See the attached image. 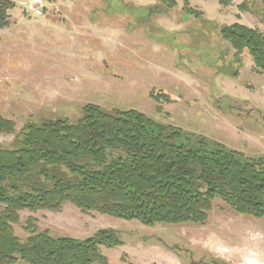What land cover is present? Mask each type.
<instances>
[{
    "label": "rangeland",
    "instance_id": "374dc122",
    "mask_svg": "<svg viewBox=\"0 0 264 264\" xmlns=\"http://www.w3.org/2000/svg\"><path fill=\"white\" fill-rule=\"evenodd\" d=\"M172 1L173 8L158 0H15L9 27L0 29V112L18 133L27 122L76 121L88 104L136 110L247 158L264 157V75L246 51L241 66L231 65L234 52L218 36L233 24L262 32L263 3ZM185 4L202 17L185 21ZM13 138L0 135V144ZM19 216L14 233L23 240L29 219L54 237L119 231L122 245L102 250L108 264H264V220L219 200L203 225L145 227L70 204Z\"/></svg>",
    "mask_w": 264,
    "mask_h": 264
},
{
    "label": "trees",
    "instance_id": "16d2710c",
    "mask_svg": "<svg viewBox=\"0 0 264 264\" xmlns=\"http://www.w3.org/2000/svg\"><path fill=\"white\" fill-rule=\"evenodd\" d=\"M158 1L175 7L172 0ZM217 1L223 7L232 3ZM15 4L0 0V29L9 27ZM238 9L246 10L245 3ZM183 13L185 21L202 17L187 4ZM218 29L234 52L230 64L241 66L246 51L264 75V29L241 24ZM0 135H14L9 145L0 144V264H108L102 250L122 245L117 230L86 239L54 237L38 232L31 219L23 228L27 238L20 239L14 227L25 210L57 212L70 204L145 227L203 225L219 200L238 215L264 220V157L247 158L136 110L88 104L76 121L27 122L18 133L0 112Z\"/></svg>",
    "mask_w": 264,
    "mask_h": 264
},
{
    "label": "built area",
    "instance_id": "2783aa9c",
    "mask_svg": "<svg viewBox=\"0 0 264 264\" xmlns=\"http://www.w3.org/2000/svg\"><path fill=\"white\" fill-rule=\"evenodd\" d=\"M34 12L36 13V15H41L39 10H34Z\"/></svg>",
    "mask_w": 264,
    "mask_h": 264
}]
</instances>
